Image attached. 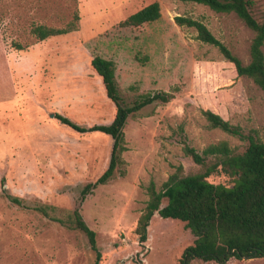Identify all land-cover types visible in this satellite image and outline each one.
I'll return each mask as SVG.
<instances>
[{
	"label": "rangeland",
	"instance_id": "obj_1",
	"mask_svg": "<svg viewBox=\"0 0 264 264\" xmlns=\"http://www.w3.org/2000/svg\"><path fill=\"white\" fill-rule=\"evenodd\" d=\"M251 1V13L261 21L264 0ZM154 2L159 20L123 26L129 16ZM75 12L76 31L42 41L32 35L33 25L61 28ZM176 16L201 20L243 65L249 64L254 33L234 14L216 13L201 4L0 0V264L94 263L83 233L33 208L48 206L51 216L66 220L84 186L108 166L109 136L78 133L55 118L59 114L84 127L113 120L116 108L91 67L95 56L114 63L116 84L127 105L146 93L174 95L169 103H154L128 119L123 175L118 171L82 204L81 215L96 235L99 264H179L195 239L184 223L155 214L147 241L138 243L134 230L148 201L146 187L153 181L160 189L179 165L185 174L201 171L184 155L183 137L198 152L221 141L236 154L244 152L247 142L211 128L204 110L264 141V92L251 79L238 77L215 47L198 41L193 28L177 26ZM209 181L232 184L220 172ZM225 264H264V258Z\"/></svg>",
	"mask_w": 264,
	"mask_h": 264
},
{
	"label": "trees",
	"instance_id": "obj_2",
	"mask_svg": "<svg viewBox=\"0 0 264 264\" xmlns=\"http://www.w3.org/2000/svg\"><path fill=\"white\" fill-rule=\"evenodd\" d=\"M208 7L216 13L234 14L254 33L249 54L250 62L243 65L231 51L219 41L198 19L176 16L174 22L179 27L193 28L196 39L215 47L230 62L238 77H246L264 92V17L257 21L251 13V0H180ZM158 3H152L129 16L123 26H141L159 20ZM79 20L77 12L72 21L64 27L54 28L33 25L32 35L39 41L50 37L63 36L77 30ZM19 49V48H18ZM91 67L101 78L107 98L116 108L115 116L107 125L79 126L68 118L56 114L55 118L63 125L78 133L98 132L112 140L110 159L106 170L93 183H89L80 192L76 208L66 220L49 214L48 206L33 209L49 220L64 228L83 233L88 246L95 254L93 264H99L100 252L96 245L95 232L92 231L81 215L84 201L100 185H105L123 166L122 154L126 151L124 128L129 118L136 116L147 106L154 103L167 104L174 95L170 92L146 93L137 97L132 104H125L115 80V66L110 60L95 56ZM209 126L246 141L244 152L236 154L225 141L210 144L201 152L191 147L185 137L182 138V151L192 163L201 168L193 174H185L181 165L176 166L160 189L153 181L146 187L148 201L141 212L134 233L138 243L147 241V230L152 217L157 214L162 219L178 220L185 224L195 237L193 244L184 251L179 264H190L194 260L225 264L229 260H253L264 258V141L251 134H245L236 125L230 124L219 115L202 111ZM216 172L223 173L231 180V186L214 184L209 178ZM9 201L28 209L21 200L7 196Z\"/></svg>",
	"mask_w": 264,
	"mask_h": 264
},
{
	"label": "water",
	"instance_id": "obj_3",
	"mask_svg": "<svg viewBox=\"0 0 264 264\" xmlns=\"http://www.w3.org/2000/svg\"><path fill=\"white\" fill-rule=\"evenodd\" d=\"M51 117H53V115H51Z\"/></svg>",
	"mask_w": 264,
	"mask_h": 264
}]
</instances>
